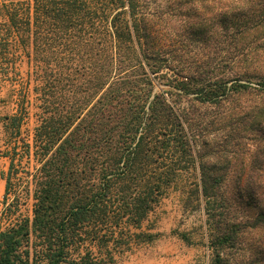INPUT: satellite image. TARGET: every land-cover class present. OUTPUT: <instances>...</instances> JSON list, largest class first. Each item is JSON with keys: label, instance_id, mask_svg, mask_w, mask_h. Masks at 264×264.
<instances>
[{"label": "trees", "instance_id": "obj_1", "mask_svg": "<svg viewBox=\"0 0 264 264\" xmlns=\"http://www.w3.org/2000/svg\"><path fill=\"white\" fill-rule=\"evenodd\" d=\"M163 1L0 0V74L15 103L0 115V264H116L159 237L143 222L190 171L211 264H264V251L238 254L264 229V205L227 211L249 207L260 182L228 180L196 132L212 122L200 106L264 92V0ZM172 16L201 56L177 46L189 34H172Z\"/></svg>", "mask_w": 264, "mask_h": 264}, {"label": "rangeland", "instance_id": "obj_2", "mask_svg": "<svg viewBox=\"0 0 264 264\" xmlns=\"http://www.w3.org/2000/svg\"><path fill=\"white\" fill-rule=\"evenodd\" d=\"M152 1L154 5L161 3L164 6L163 0ZM167 24L173 27L172 34H175L176 38L177 32L190 35V38L189 35L185 37V42L177 43L189 58L201 56L203 45L186 31L184 21L179 16H172ZM181 37L183 36L179 38ZM261 63L264 65V58ZM20 69L25 73V66H21ZM13 86V80L0 74V115L15 110L14 101L8 97ZM158 88L165 87L159 84ZM258 108L264 110V92L255 90L240 93L218 108L199 107L205 122L212 121L206 125V129L204 127L196 129L197 138L206 139L214 146L207 149L206 159L214 160V156L216 158L219 156L222 163L229 166L228 180L240 178L244 175L243 172L251 171L253 179L260 182L249 207L229 205L227 211L232 219L252 215L257 208L264 205V150L258 147L259 144H264V113H261V121L256 125L257 128L252 125V119L255 117L252 114ZM32 113L30 109L29 128L33 125ZM227 116H230L231 119L228 121H231V124H226L228 121L224 122ZM240 121L241 123H237ZM4 165L5 160L0 159V168ZM193 179L191 171L183 172L143 222V230L159 232V237L150 243L136 246L116 264H211V250L207 245L206 215L203 203L197 204L195 195L191 192ZM2 189L3 182L0 181V198ZM179 233H185L188 241L181 239ZM240 246L238 254L242 253L241 256L264 251V229H253L246 233Z\"/></svg>", "mask_w": 264, "mask_h": 264}, {"label": "crops", "instance_id": "obj_3", "mask_svg": "<svg viewBox=\"0 0 264 264\" xmlns=\"http://www.w3.org/2000/svg\"><path fill=\"white\" fill-rule=\"evenodd\" d=\"M1 181V180H0Z\"/></svg>", "mask_w": 264, "mask_h": 264}]
</instances>
